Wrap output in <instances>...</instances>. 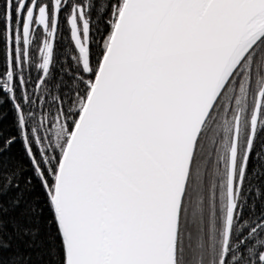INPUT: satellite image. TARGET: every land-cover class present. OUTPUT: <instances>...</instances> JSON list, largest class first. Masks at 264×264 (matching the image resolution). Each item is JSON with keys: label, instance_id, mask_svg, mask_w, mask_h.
<instances>
[{"label": "snow or ice", "instance_id": "snow-or-ice-1", "mask_svg": "<svg viewBox=\"0 0 264 264\" xmlns=\"http://www.w3.org/2000/svg\"><path fill=\"white\" fill-rule=\"evenodd\" d=\"M0 264H264V0H0Z\"/></svg>", "mask_w": 264, "mask_h": 264}]
</instances>
